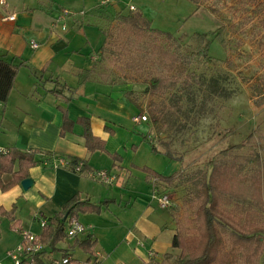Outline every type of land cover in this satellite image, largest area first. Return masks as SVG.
Returning <instances> with one entry per match:
<instances>
[{
	"label": "crops",
	"instance_id": "0c3cea01",
	"mask_svg": "<svg viewBox=\"0 0 264 264\" xmlns=\"http://www.w3.org/2000/svg\"><path fill=\"white\" fill-rule=\"evenodd\" d=\"M1 1L0 56L22 65L7 102L0 104V150L34 151L37 163L30 169L27 189L22 182L4 191L0 185V207L15 208L22 230L42 234L40 219L49 220L74 195L95 203L110 200L100 213H82L78 218L91 227L88 234L97 241L95 254L100 264H150L151 258L161 262L166 253L178 255L179 250L172 246L179 230L174 208L183 206L184 187L147 180L142 168L169 176L182 165L163 150L155 152L149 121L135 120L146 108L139 107L135 94L126 93L137 89L89 73L97 69L101 58L105 25L117 13L126 14L133 8L147 16L148 3L130 0L128 8H121L119 0L104 5V0ZM65 11L72 15L64 18ZM12 14L15 19L9 20ZM33 41L38 47L32 46ZM56 82L71 98L69 102L52 93ZM60 106L74 121L90 118L94 135L106 142V151H88L79 123L62 136ZM113 153L122 158L114 160ZM159 156L162 160H155ZM64 158L85 160L92 171L76 173L62 164ZM99 170L108 171L114 180L105 183L98 179ZM11 179V174L3 175L4 182ZM159 191L171 196V207L157 204L154 194ZM182 215L183 211L178 218ZM12 224L10 218L0 215V262L6 264L11 261L8 252L21 242ZM76 250L83 252L76 248L74 256Z\"/></svg>",
	"mask_w": 264,
	"mask_h": 264
},
{
	"label": "trees",
	"instance_id": "16d2710c",
	"mask_svg": "<svg viewBox=\"0 0 264 264\" xmlns=\"http://www.w3.org/2000/svg\"><path fill=\"white\" fill-rule=\"evenodd\" d=\"M115 20L117 26L125 27L138 38L146 37L158 57L166 61L172 70L181 74L186 73L190 66L214 60L209 54V35H215L220 44L226 47V40L222 35L223 26L216 31L194 33L192 37L197 45L192 51H186L179 37L170 31L153 27L152 22L140 8H133L126 14L117 13ZM104 34L106 39L100 48L99 65L104 64L107 59L108 63L117 65L118 68L125 43L122 42L119 32L104 30ZM21 65L22 63H14L13 58L0 56V104L7 102ZM89 73L98 74V70L93 68ZM99 75L104 76L105 73L99 72ZM170 82L169 77L154 76L142 91L148 97L147 118L155 123L166 124L169 116L164 95ZM56 83L52 93L69 102L71 98L66 96L58 88V82ZM253 90L257 95L264 96V76L253 86ZM126 94L131 95L133 91ZM59 108L64 113L60 132L62 136L71 131L75 123H79L84 128L83 136L88 151H106V142L94 135L90 118L80 117L74 121L69 118L66 108L61 106ZM109 131L113 133L110 128ZM151 145L153 150L158 152L152 142ZM243 147L244 143L228 146L210 161L208 169L192 171L181 169L166 176L151 168H142L147 173V180L155 179L157 183L161 182L169 187H184V213L181 219L174 213L179 228L172 241L173 248L179 250L177 264H261L264 255V158L259 154L244 156L237 152ZM166 154L170 156L168 152ZM110 155L114 160L122 158L117 153ZM68 160L70 162L68 168L71 170L79 163H83L81 168L83 172L92 171L85 160L79 158ZM36 163L34 151L19 148H5L0 151L1 189L7 190L29 178L30 169ZM6 173L12 176L8 182L3 181V175ZM111 202L104 200L95 203L89 199L83 200L79 194L74 195L58 213L49 218V223L41 234L42 241L51 244L65 241L67 221L78 219L82 213H100ZM14 213L15 208L6 210L0 207V215L10 218L13 222L12 227L21 231L20 221L16 219ZM67 213V220L63 221ZM96 246L97 241L88 234L85 238H75L64 251L72 253V250L79 248L91 258L96 256ZM173 256L177 255L166 253L161 262L151 258L150 264H165L166 260Z\"/></svg>",
	"mask_w": 264,
	"mask_h": 264
},
{
	"label": "rangeland",
	"instance_id": "374dc122",
	"mask_svg": "<svg viewBox=\"0 0 264 264\" xmlns=\"http://www.w3.org/2000/svg\"><path fill=\"white\" fill-rule=\"evenodd\" d=\"M119 1L121 8L129 7L130 0ZM133 1H146L145 16L152 26L175 34L186 51L196 47L192 36L197 32L223 26L226 40L223 47L215 35H209V54L214 60L190 66L181 74L158 57L146 37L129 33L117 26L116 20L105 25V30L119 32L125 48L118 68L107 59L101 66V60L97 62L98 75L105 73L101 78L130 84L137 89L133 94L139 107L145 108L148 97L142 91L151 78L171 79L164 95L169 110L166 124L147 119L156 148L168 152L186 171L208 169L210 161L233 144L244 143L237 151L244 156L259 154L264 158V96L253 90L264 76V0ZM143 112L148 117L146 109ZM174 210L178 216L184 213L183 206ZM74 254L84 256L79 250ZM177 257L167 259L166 264H177Z\"/></svg>",
	"mask_w": 264,
	"mask_h": 264
},
{
	"label": "built area",
	"instance_id": "2783aa9c",
	"mask_svg": "<svg viewBox=\"0 0 264 264\" xmlns=\"http://www.w3.org/2000/svg\"><path fill=\"white\" fill-rule=\"evenodd\" d=\"M110 1L111 0H104L102 4L104 5ZM1 3H4V1L2 0ZM71 15L70 12L65 11L63 17L65 18L66 16ZM8 19L14 20L15 14L10 15ZM63 28L65 29L66 26L63 25ZM31 44L34 48L38 47V44L34 41L31 42ZM147 119L148 118L145 114L135 118L136 121H147ZM61 162L66 167H68L70 163L66 158L62 159ZM82 165L83 163H79L73 171L83 174L84 172L81 170ZM96 177L105 183L114 180V177L106 170L97 171ZM154 198L163 208H169L172 206L171 196L168 193L161 191L156 192ZM48 223V219H40V226L42 229H44ZM90 229V226L82 224L78 219L67 221L65 226L66 240L60 242L62 246L43 242L41 239V233L27 230L20 231L17 229L21 235V242L15 249L8 252V256L11 259L9 264H100V259L97 255L91 258L78 259L73 253H71V251H64V249L68 248V246H64V244L75 240L77 237L86 236L90 232ZM0 264L6 263L0 262Z\"/></svg>",
	"mask_w": 264,
	"mask_h": 264
},
{
	"label": "water",
	"instance_id": "95a60500",
	"mask_svg": "<svg viewBox=\"0 0 264 264\" xmlns=\"http://www.w3.org/2000/svg\"><path fill=\"white\" fill-rule=\"evenodd\" d=\"M22 185H23V187L25 188V189H27L28 187H29V185H30V179L29 178H27V179H24L23 181H22ZM67 217H68V213L65 215V217L63 218V221H66L67 220Z\"/></svg>",
	"mask_w": 264,
	"mask_h": 264
}]
</instances>
